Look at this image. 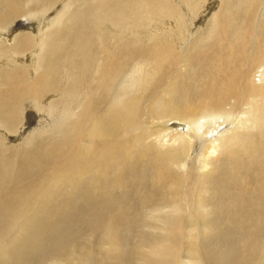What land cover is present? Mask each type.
<instances>
[{
	"label": "bare ground",
	"instance_id": "obj_1",
	"mask_svg": "<svg viewBox=\"0 0 264 264\" xmlns=\"http://www.w3.org/2000/svg\"><path fill=\"white\" fill-rule=\"evenodd\" d=\"M208 1L0 0V262L264 264V0Z\"/></svg>",
	"mask_w": 264,
	"mask_h": 264
},
{
	"label": "rangeland",
	"instance_id": "obj_2",
	"mask_svg": "<svg viewBox=\"0 0 264 264\" xmlns=\"http://www.w3.org/2000/svg\"><path fill=\"white\" fill-rule=\"evenodd\" d=\"M208 4H207V7H208V10L205 12V15H203L204 17H203V19H204V21H207L210 17H211V15H212V13L215 11V9L217 8V6H218V2H216V0H210V1H208L207 2ZM56 10V9H59V7L58 6H55L54 8H53V10ZM26 20V19H25ZM32 22H33V25L36 27V30L37 29H39V24H40V21H38L39 19H38V16L37 15H35L34 17H32V19H30ZM199 20V19H198ZM20 21H22V20H20ZM203 21V23H202V25H201V21L199 20V21H195L196 23H200V25H195V24H193V26L195 27V28H198V27H200V28H202V26L205 24V22ZM16 21H14V23H15ZM39 23V24H38ZM198 26V27H197ZM38 27V28H37ZM195 28H193L192 29V34L194 33V34H196V31L197 30H195ZM42 31H44L43 29H42ZM25 105H24V115H23V118H24V120H23V122H24V125L26 124V127H27V132H26V134H28L29 132H30V130L33 128V129H35L36 128V125H37V118H36V120H35V118H34V112L35 111H33V112H31L32 111V109H30V108H28L27 107V103H24ZM27 107V108H26ZM29 109V110H28ZM27 110V111H26ZM31 110V111H30ZM29 111V112H28ZM32 113H34V114H32ZM26 116V117H25ZM26 118H27V120H26ZM31 120H33V121H31ZM35 120V121H34ZM32 124V126L31 125H29V124ZM36 123V124H35ZM30 127V128H29ZM32 127V128H31ZM32 129V130H33ZM25 134V135H26ZM25 135L23 136V138L25 137ZM22 138V139H23ZM21 142V140H17V141H15L14 142V144L16 143H20ZM11 144H13V143H11ZM24 211H26L25 209H23L21 212V214H22V216H25V213L26 212H24ZM24 218H26V217H24ZM32 219V218H31ZM9 232H12V234L14 233V232H16V230L15 229H13V230H10ZM7 235H10V236H15V237H17V234L15 233V234H13V235H11V233H8ZM7 237V236H6ZM12 237V238H13ZM98 237V236H97ZM96 238V236H94V239H92V243H94L95 244V242L97 241V238ZM5 240H7V241H5ZM5 243H4V241H3V243H4V247H7L9 244V240L7 239V238H5ZM96 240V241H95ZM7 245V246H6ZM45 250H46V253L47 254H49V252H50V247H48V246H46V248H45ZM51 257V255H48V257H47V259L48 258H50ZM4 262H0V264H3ZM44 264H49V263H44Z\"/></svg>",
	"mask_w": 264,
	"mask_h": 264
}]
</instances>
